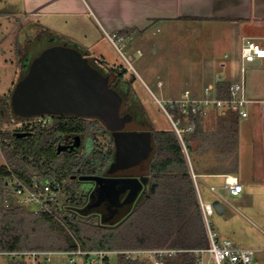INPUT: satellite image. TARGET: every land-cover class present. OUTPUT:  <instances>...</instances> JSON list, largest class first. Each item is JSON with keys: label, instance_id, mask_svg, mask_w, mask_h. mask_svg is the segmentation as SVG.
<instances>
[{"label": "crops", "instance_id": "crops-1", "mask_svg": "<svg viewBox=\"0 0 264 264\" xmlns=\"http://www.w3.org/2000/svg\"><path fill=\"white\" fill-rule=\"evenodd\" d=\"M21 3V25L17 24L16 28L19 27L20 34L28 41L18 44L22 59L20 79L35 57L55 45L45 39L42 31L52 24L50 17L57 20L52 21L54 27L67 22L66 25L74 28L79 22L72 24V18L87 16L100 31L122 32L134 36L132 41L156 24H195L202 35L201 44L188 62H182L185 71L181 72L180 63V70L170 77H174L172 81L184 83V89L196 97L203 96L204 89L210 85L213 94L219 97V82L231 84L240 79L244 40L264 45V0H21ZM66 16L71 20H64ZM161 74H158V86L162 93H179L165 88ZM126 77L124 80L128 83L130 80ZM245 80L250 99L248 116L243 118L232 111L220 113L209 109L197 119L195 131L184 134V137L190 136V140L184 139L186 151L183 148L182 151L198 200L199 196L204 202L219 200L224 207L223 214L226 213L224 201L229 203L227 196L220 193L225 189V176L234 175L239 179L244 194L237 205L231 207L242 220L251 222L258 234L252 240L256 245L250 247L264 252V62L250 65ZM212 186L216 187L215 191ZM206 188L216 193L211 201L202 197ZM117 260L118 257L112 256L111 264H117Z\"/></svg>", "mask_w": 264, "mask_h": 264}, {"label": "trees", "instance_id": "trees-1", "mask_svg": "<svg viewBox=\"0 0 264 264\" xmlns=\"http://www.w3.org/2000/svg\"><path fill=\"white\" fill-rule=\"evenodd\" d=\"M125 71H122L120 75ZM132 87V82H128ZM230 84L219 82V97H228ZM178 116L176 111L173 112ZM8 96H0V124L15 122ZM54 125L36 124L29 136L0 132L1 146L8 164L0 165V194L4 197L11 172L25 182L34 176L68 180L69 174L98 173L104 169V156L95 146L88 155L64 156L57 153L54 142L61 131L83 133L99 130L100 122L91 127L79 115H54ZM26 130L29 128L26 127ZM152 153L147 174L149 182L131 210L113 223L102 221L97 214L72 211L60 222L48 213L34 214L27 207L0 208V251L84 250L172 247L190 249L208 245V235L200 208L194 180L189 172L180 142L172 129H152ZM10 139L11 143L4 140ZM185 141L190 136L184 137ZM11 144H14L11 146ZM113 147L115 146L112 141ZM78 186H66V194L75 196ZM84 202V201H83ZM77 203L76 206L85 207ZM71 206V205H70ZM78 207V208H79ZM92 216V218L86 217ZM43 239V241H42ZM46 240V241H45ZM194 256L180 252L170 264H186ZM0 264H32L30 257L0 255ZM43 264V260L41 262ZM117 264H142L119 255Z\"/></svg>", "mask_w": 264, "mask_h": 264}, {"label": "rangeland", "instance_id": "rangeland-1", "mask_svg": "<svg viewBox=\"0 0 264 264\" xmlns=\"http://www.w3.org/2000/svg\"><path fill=\"white\" fill-rule=\"evenodd\" d=\"M21 6V0H0V96H8L10 106L11 95L20 80L19 75L21 74L22 67L18 44L19 41H22V44H24V41L27 40L25 35L20 34L21 30L19 29L21 25L19 20V17H21L19 14L22 12ZM5 11L7 15H5ZM78 19L80 21H77ZM64 20L70 21L71 17L66 16ZM52 21L53 19L50 17V23L57 22V20ZM77 22L79 23L77 24ZM58 23H61V21ZM65 23L57 24L58 26L56 27L51 24L47 29L42 28L45 39L48 38L55 45L76 48L89 62L110 76H112L111 71H125L126 79L132 82L136 104L142 113H144L145 121L156 130L171 129V120L164 108L157 102L156 98L170 99L183 95L185 91L184 83H181V81H172L171 78L174 77L170 76H172L173 72L177 74L180 63L181 72L185 71V64L182 62H188L191 54H193L192 52L198 50L202 38L200 31L198 32L196 30V28L199 30V27L188 22H180L173 25L156 24L149 28L141 38L139 37L132 41L131 39L134 36L125 35L122 32L100 31L87 16H80L77 19L72 18V24H77V27L74 28L72 25H66ZM17 24L19 26L18 28H16ZM113 34L118 35L114 41L109 37V35ZM121 36L124 39L119 40L118 38ZM31 49L33 50V47ZM131 55L133 56L132 59H130ZM125 57L130 59L132 67H130ZM158 74H161V79H164L165 88L169 91L170 88H173L178 90L179 93L170 91V93L165 92L166 94H163V90L158 86ZM165 106L172 116L175 117L170 104L165 103ZM11 111L14 114L12 106ZM14 117L16 116L13 115ZM34 117L14 118L15 122L2 123L0 124V132H15L20 129V122L31 120ZM0 138L2 141L3 137L1 134ZM92 139L97 143L95 148L102 155L106 156L108 153L107 137L103 136L101 131H96L92 134ZM4 140L8 143L12 142L10 139L4 138ZM1 141L0 165L8 164L11 167L1 146ZM13 145L11 144V146ZM89 146L90 143L87 142L86 148ZM94 188L93 182L89 181L85 183V181H80L77 194L73 197L66 194L62 197V201L76 207L77 203L87 201L88 191L90 189L94 190ZM207 190L206 188L202 191V197L204 200L211 201L216 193L210 189L209 192ZM220 193L227 196L229 203L224 201L226 208L225 214H219L216 211L209 217L212 228L218 233L221 240H231L239 246H253L255 243L252 240L258 235L253 224L247 220H242L238 213L234 212L231 207V205H237L238 200L244 193L241 192L239 195H231L228 194L226 189L220 190ZM13 199L15 200L16 198ZM2 206L3 196L0 194V208ZM65 213L67 216L77 215V213H72L71 210H67ZM87 218H92V216H88ZM30 259L32 262V258ZM112 259L115 260L114 258ZM42 260L43 258L40 257L33 264H41ZM43 264H68V261L65 255H54L51 261L43 260ZM252 264H264V252H256Z\"/></svg>", "mask_w": 264, "mask_h": 264}, {"label": "built area", "instance_id": "built-area-1", "mask_svg": "<svg viewBox=\"0 0 264 264\" xmlns=\"http://www.w3.org/2000/svg\"><path fill=\"white\" fill-rule=\"evenodd\" d=\"M109 37L114 41L118 35L113 34L109 35ZM118 39L121 40L124 37L121 36ZM125 58L130 67H132L130 59ZM256 61H260V63L264 61V45L253 40H244L241 47V77L238 81L230 84V95L226 98L213 94L214 89L211 85L205 88L204 95L200 97L194 96L190 90H185L181 97L170 99L156 98L157 102L168 114L172 124L171 128L184 151H186L184 134L194 132L197 127V119L206 114L209 109H216L220 113L232 111L243 118L248 116L247 106L250 103V99L247 96L245 76L247 68ZM165 103L170 104L172 112L176 111L178 113L177 117L172 116L167 110ZM49 122L50 118L47 115H38L19 124L20 129H22L24 127L33 128L36 124L45 126ZM9 170L11 171L10 166ZM6 184L7 188L3 197V204L7 209L27 207L34 214H51L60 222L67 216L65 213L67 210H76L74 206L62 201V197L66 195V185L63 180L56 177L34 176L32 181L25 182L11 172ZM224 188L229 194L237 195L243 191V184L236 176L226 175ZM211 189L215 191L216 187L212 186ZM13 198L16 199L14 200ZM199 204L209 241L205 247L190 249L156 247L116 250H84L78 247L75 250L0 251V255L27 256L32 258V264L40 257L44 261H51L54 255H65L68 264H80V262L81 264H111V257H118L119 255H124L128 260H138L142 264H170V260L180 252H188L194 256V259L186 264H252L256 249L239 246L230 240H221L209 220V217L216 212L213 202H204L199 196Z\"/></svg>", "mask_w": 264, "mask_h": 264}, {"label": "water", "instance_id": "water-1", "mask_svg": "<svg viewBox=\"0 0 264 264\" xmlns=\"http://www.w3.org/2000/svg\"><path fill=\"white\" fill-rule=\"evenodd\" d=\"M252 66L260 65V61ZM112 76L104 75L88 59L70 46L55 45L44 50L29 65L11 95V106L16 116L29 118L43 114L72 113L100 117L114 130L116 165L114 172L146 171L152 151L150 133L137 132L141 125L132 115L122 116L125 104L120 93L112 88ZM134 129V131H126ZM22 133L20 136H26ZM149 176L114 179L105 193L99 191L98 203L84 207L93 210L105 201H112L121 215L136 202ZM123 199V200H122ZM122 200V201H121ZM219 214L224 207L213 202ZM74 209H79L74 207Z\"/></svg>", "mask_w": 264, "mask_h": 264}, {"label": "flooded vegetation", "instance_id": "flooded-vegetation-1", "mask_svg": "<svg viewBox=\"0 0 264 264\" xmlns=\"http://www.w3.org/2000/svg\"><path fill=\"white\" fill-rule=\"evenodd\" d=\"M93 67H95L96 69H98L101 73H103L104 75H108V73H104L103 71H101L98 67L94 66L91 62H89ZM112 72V82H111V87L114 88L115 90H117L120 95L123 97L124 100V110L121 113L122 116H127V115H132L134 120L137 121L141 127L136 129L135 131L137 132H147V133H151L153 127H151L149 125V123L147 121H145V117H144V113H142V111L139 109V106L136 104V99L134 97V92L132 87L129 86V84L126 83V81L124 80L125 78V72L122 74V76L120 75L121 71H111ZM132 86V85H131ZM67 115H77V114H72V113H65ZM47 115L48 118H50V122L45 125V127H50L52 125H54V115H62V114H44ZM81 116V115H79ZM85 120V122L90 123V126H96L97 123L96 122H100L101 124V128L99 130H88L85 131L81 134L79 133H73V132H67V131H61L57 134L56 136V140L54 142L56 151L58 154L60 155H66V156H71V157H75L77 159V157L83 156V155H88L92 152L94 146H95V140L92 139V134L96 131H101V133L103 134V136L107 137V146H108V154H110V159L109 161L104 162V169L101 170L98 173H92V174H86V173H81V169H79L75 172H72L69 174V179L68 180H64V183L66 186H78V184L80 183V181H85L86 182H93L94 185V190L96 191L94 193V190H89L88 191V199L85 203V207L88 206L89 204H91V206L96 205V203H98L99 197V191L105 193L107 191V189L114 184V179H125V178H131V177H141V176H149L147 174V170L146 171H136V172H127V173H116L114 172V168L116 165V158H115V146L113 147L112 141L114 142V130H111L109 127H107L106 123L97 116H82ZM42 127H44L43 125H40ZM35 125L33 126V128H29L28 130H26L24 128L16 130L15 133H17V135L20 136V134L22 133H27L26 136H29L32 132V130L34 129ZM126 131H134V129H128ZM23 137V136H22ZM89 142L90 146L88 148H86V143ZM152 153V151H151ZM151 155V154H150ZM149 164V163H148ZM148 169V167H147ZM149 182V181H148ZM148 184V183H147ZM146 184V185H147ZM146 185H144V188L146 187ZM143 188V189H144ZM142 193V192H141ZM140 193V195H141ZM139 195V196H140ZM138 196V198H139ZM137 198V199H138ZM123 200V199H122ZM121 200V201H122ZM137 201V200H136ZM135 204V203H134ZM133 204V206H134ZM132 206V207H133ZM75 207V206H74ZM77 208L79 206H76ZM81 210L77 209L74 211H80L82 212L81 207H79ZM131 210V209H130ZM129 210V211H130ZM121 211L122 209H119L117 205H114L112 203V201L108 200L105 201L104 203H102L101 205H98L96 209H87L84 213L85 214H94V215H98L100 217V219H102V221L104 222H108V223H113L116 220L122 218L124 215H121Z\"/></svg>", "mask_w": 264, "mask_h": 264}]
</instances>
